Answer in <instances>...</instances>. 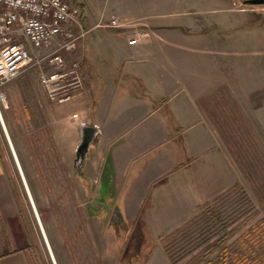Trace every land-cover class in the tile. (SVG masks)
Listing matches in <instances>:
<instances>
[{"label": "crops", "instance_id": "0c3cea01", "mask_svg": "<svg viewBox=\"0 0 264 264\" xmlns=\"http://www.w3.org/2000/svg\"><path fill=\"white\" fill-rule=\"evenodd\" d=\"M73 2L90 31L78 40L76 52L64 54L68 63L80 62L83 87L58 102L36 82L38 67L24 71L3 86L13 97L7 119L58 264H112L117 257L108 255L109 236L116 241L115 233L118 239L123 232L109 221L111 215L118 225H128L154 217L157 204L170 203L161 213L183 220L215 188L229 187L223 109L231 87L228 52L221 47L227 39L209 34L203 21L191 20L192 0ZM215 3L224 6L223 0H210V11ZM111 13L121 26L107 25ZM28 84L39 107L36 114L18 104ZM27 116L37 119L35 124L29 120L38 128L35 136L27 133ZM83 125H94L98 132L78 168ZM8 166L0 151V264H37L26 208L31 217L32 212ZM98 188L101 200L114 205L116 213L109 217L105 207L91 205ZM188 200L193 207L182 208ZM74 218L79 219L76 230ZM154 251L153 256L162 252Z\"/></svg>", "mask_w": 264, "mask_h": 264}, {"label": "rangeland", "instance_id": "374dc122", "mask_svg": "<svg viewBox=\"0 0 264 264\" xmlns=\"http://www.w3.org/2000/svg\"><path fill=\"white\" fill-rule=\"evenodd\" d=\"M223 2L224 6L213 4L215 10L210 11V0H192L193 12L190 17L193 21L208 24L206 30L209 34L227 39L221 47L228 52L231 87L228 103L223 109L226 112L224 121L228 128L226 141L230 153L229 159L224 161V172H227L228 165L230 185L219 192L215 188V193L199 203L186 219L164 216L165 213L160 210L163 206L172 205L168 203L157 204L154 217L146 220L136 218L130 220L128 225L122 224L128 226L129 233L121 229L123 233L119 232L118 239L115 233L116 241L112 234L109 236L110 242H106L110 245L108 247L106 244L108 255L116 256L118 260L116 263L112 261V264H264V13L255 14L252 6L242 5L237 0ZM44 51L48 50L39 52ZM36 67L39 68L36 82L45 92L39 65L28 67L24 73L34 71ZM23 90L24 95L20 94L17 98L20 99L18 104H25L30 113H39V107L32 97V87L28 84ZM4 92L7 102L1 104L2 112L13 138L7 119V113L13 110V97ZM30 119L34 124L37 120L33 116L25 117L27 133L35 136L38 128L29 123ZM0 151L8 167L15 170V182L18 178L21 183V198L24 202L26 199L32 212L31 217L26 208V219L36 235L34 251L37 264H54L1 117ZM61 204L60 200V209ZM180 206L193 207L189 200ZM73 207H76L75 204ZM114 220L111 215L109 221ZM174 222L176 224L167 229ZM73 225L75 230L78 229V218L73 219ZM145 225L149 234L144 233ZM154 246L162 250L160 256H153ZM106 262L110 263V260L107 258Z\"/></svg>", "mask_w": 264, "mask_h": 264}, {"label": "built area", "instance_id": "2783aa9c", "mask_svg": "<svg viewBox=\"0 0 264 264\" xmlns=\"http://www.w3.org/2000/svg\"><path fill=\"white\" fill-rule=\"evenodd\" d=\"M121 24L119 16L111 13L107 25ZM89 31L81 7L70 0H0V109L7 102L4 84L33 65L42 70L40 77L49 98L72 99L84 82L80 62L68 63L64 52H76L78 40ZM136 42V37L130 40ZM42 49L48 51L40 53Z\"/></svg>", "mask_w": 264, "mask_h": 264}, {"label": "water", "instance_id": "95a60500", "mask_svg": "<svg viewBox=\"0 0 264 264\" xmlns=\"http://www.w3.org/2000/svg\"><path fill=\"white\" fill-rule=\"evenodd\" d=\"M98 132V128L94 125H83L82 127V140L79 144L75 164L76 167L80 168L85 160L86 154L89 150L90 144L94 141L96 134ZM91 205L95 208L99 207H105V209L108 211L107 217L110 216L113 204H107L106 202L102 201L100 198V188H98L96 197L91 202ZM116 213V212H113Z\"/></svg>", "mask_w": 264, "mask_h": 264}, {"label": "bare ground", "instance_id": "6f19581e", "mask_svg": "<svg viewBox=\"0 0 264 264\" xmlns=\"http://www.w3.org/2000/svg\"><path fill=\"white\" fill-rule=\"evenodd\" d=\"M0 117H1V120H2V122H3L4 130H5L6 135H7V137H8V141H9V144H10V146H11L12 152H13V154H14V156H15L16 161H17V166H18V168H19V171L21 172V175L23 176V180H24V183H25V186H26L27 193H28L29 196L31 197V200H32V203H33V207H34V210H35L36 216H37V218H38V221H39V224H40V227H41V230H42L43 236H44L45 241H46V243H47V245H48V249H49V252H50V254H51V257H52L53 263H54V264H58L57 259H56V256H55V254H54V251H53L52 246H51V244H50V240H49V238H48V236H47L48 234L46 233L45 227H44V225H43V221L41 220L40 213H39V211H38V209H37L36 202H35V200H34V198H33V196H32L33 194H31V189H30V187H29V183H28V181L26 180L27 178L25 179V177H24V174H23V173H24V172H23L24 169L22 168V164H21V161H20V159H19V156H18V154H17V152H16V148H15L14 142H13V140H12V137H11V135H10V132H9V130H8V127H7V125H6V122H5V119H4V116H3L2 109H0Z\"/></svg>", "mask_w": 264, "mask_h": 264}, {"label": "flooded vegetation", "instance_id": "af4514ba", "mask_svg": "<svg viewBox=\"0 0 264 264\" xmlns=\"http://www.w3.org/2000/svg\"><path fill=\"white\" fill-rule=\"evenodd\" d=\"M237 1H239L242 5L252 6V11H254L255 14L264 13V12H262V11H264V0H237ZM112 223H113L112 225H115V227H116L115 229H117V231H122L121 229L125 228L126 230H124V231L129 232L128 226L118 225L116 222V219Z\"/></svg>", "mask_w": 264, "mask_h": 264}]
</instances>
